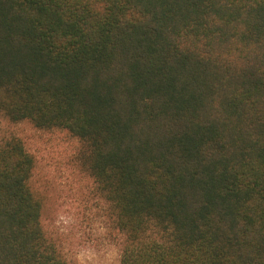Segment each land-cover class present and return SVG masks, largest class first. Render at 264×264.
Here are the masks:
<instances>
[{
  "label": "trees",
  "instance_id": "obj_1",
  "mask_svg": "<svg viewBox=\"0 0 264 264\" xmlns=\"http://www.w3.org/2000/svg\"><path fill=\"white\" fill-rule=\"evenodd\" d=\"M20 123L79 140L121 264H264V0H0V264H72Z\"/></svg>",
  "mask_w": 264,
  "mask_h": 264
},
{
  "label": "rangeland",
  "instance_id": "obj_2",
  "mask_svg": "<svg viewBox=\"0 0 264 264\" xmlns=\"http://www.w3.org/2000/svg\"><path fill=\"white\" fill-rule=\"evenodd\" d=\"M35 157L32 191L43 201L45 230L72 264H121L124 233L84 160L81 143L59 128L6 124Z\"/></svg>",
  "mask_w": 264,
  "mask_h": 264
}]
</instances>
